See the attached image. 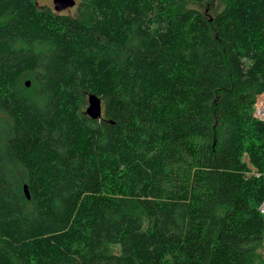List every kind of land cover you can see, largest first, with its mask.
<instances>
[{"label": "trees", "instance_id": "1", "mask_svg": "<svg viewBox=\"0 0 264 264\" xmlns=\"http://www.w3.org/2000/svg\"><path fill=\"white\" fill-rule=\"evenodd\" d=\"M76 1L0 0V264H264V0Z\"/></svg>", "mask_w": 264, "mask_h": 264}, {"label": "rangeland", "instance_id": "2", "mask_svg": "<svg viewBox=\"0 0 264 264\" xmlns=\"http://www.w3.org/2000/svg\"><path fill=\"white\" fill-rule=\"evenodd\" d=\"M226 1L227 0H203L202 2H187L185 4V7L199 11L206 18H211L217 11L221 10L226 5L227 3ZM36 3L39 4L41 7H48L52 11H54L53 0H36ZM76 8H77V1L73 8L67 9L63 12L74 15L76 14ZM86 106L87 103L85 104V108ZM255 111H257V114H255V116L258 117V119L261 116H264V93L257 97L256 103L254 105V112ZM109 249L110 251L116 254L120 252V246L118 245H110ZM256 257L264 260V239L257 246Z\"/></svg>", "mask_w": 264, "mask_h": 264}, {"label": "water", "instance_id": "3", "mask_svg": "<svg viewBox=\"0 0 264 264\" xmlns=\"http://www.w3.org/2000/svg\"><path fill=\"white\" fill-rule=\"evenodd\" d=\"M75 4V0H53V8L56 13H61L67 9L73 8ZM25 86L28 88L30 86V82L26 81ZM86 103L87 106L85 108V114L93 120L101 119L103 110L102 99L94 94H88L86 96ZM255 114H257V111L254 112V117H256ZM259 119L264 120V116H261ZM24 193L26 198L29 199L30 196L28 194L27 186H24Z\"/></svg>", "mask_w": 264, "mask_h": 264}, {"label": "built area", "instance_id": "4", "mask_svg": "<svg viewBox=\"0 0 264 264\" xmlns=\"http://www.w3.org/2000/svg\"><path fill=\"white\" fill-rule=\"evenodd\" d=\"M260 214L262 215V218L264 219V202L259 208Z\"/></svg>", "mask_w": 264, "mask_h": 264}]
</instances>
